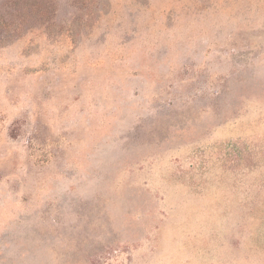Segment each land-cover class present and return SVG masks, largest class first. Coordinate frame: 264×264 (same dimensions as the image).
Listing matches in <instances>:
<instances>
[{"label": "rangeland", "instance_id": "obj_1", "mask_svg": "<svg viewBox=\"0 0 264 264\" xmlns=\"http://www.w3.org/2000/svg\"><path fill=\"white\" fill-rule=\"evenodd\" d=\"M0 264H264V0H0Z\"/></svg>", "mask_w": 264, "mask_h": 264}]
</instances>
